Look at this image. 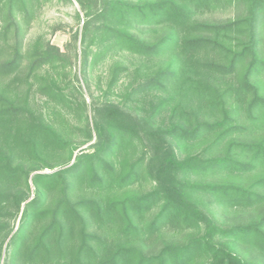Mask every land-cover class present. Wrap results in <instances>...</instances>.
<instances>
[{
	"label": "trees",
	"instance_id": "16d2710c",
	"mask_svg": "<svg viewBox=\"0 0 264 264\" xmlns=\"http://www.w3.org/2000/svg\"><path fill=\"white\" fill-rule=\"evenodd\" d=\"M44 1L0 0V264H264V0H75L82 76L110 65L74 158Z\"/></svg>",
	"mask_w": 264,
	"mask_h": 264
},
{
	"label": "rangeland",
	"instance_id": "374dc122",
	"mask_svg": "<svg viewBox=\"0 0 264 264\" xmlns=\"http://www.w3.org/2000/svg\"><path fill=\"white\" fill-rule=\"evenodd\" d=\"M78 11V5L75 0H47L41 2V6L36 11L34 21L32 22L26 36L27 44L39 36L43 42L58 47V49L67 56L68 65L71 70L70 78L75 79L76 77L78 80V86L82 90L87 107L86 111L81 113V117H77L76 114L71 111L63 112L65 113L66 120V122L64 121V130L67 132L66 137L70 138L76 146L73 158L75 155L79 154L80 151L87 149L93 143V141L82 143L80 133L77 129L84 124L85 116L88 117L91 122V103L94 102L95 99H103L105 97L104 91L106 89L107 74L110 65L108 58L100 59L90 69L87 77L84 78L82 76L80 64V44L79 41L77 43L73 41V35L76 32L80 33L82 26V19L80 21H77L76 19L75 13ZM239 13L240 12L236 9L231 8L212 13L207 17V19L210 21H223L229 18H234L237 14L239 15ZM107 98L116 100L115 97ZM37 101H39V97L37 98ZM41 102H44L43 99ZM72 162L73 160L70 164ZM50 172L51 171L48 169L44 170V173ZM29 197L32 199V192ZM19 216L14 221L10 222V227H12L14 231L17 227ZM5 257L6 252H3L2 258Z\"/></svg>",
	"mask_w": 264,
	"mask_h": 264
}]
</instances>
